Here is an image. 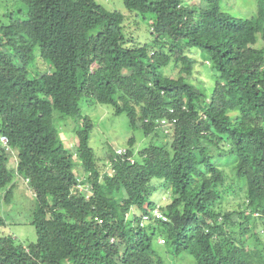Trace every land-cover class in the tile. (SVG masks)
I'll list each match as a JSON object with an SVG mask.
<instances>
[{"label":"trees","instance_id":"1","mask_svg":"<svg viewBox=\"0 0 264 264\" xmlns=\"http://www.w3.org/2000/svg\"><path fill=\"white\" fill-rule=\"evenodd\" d=\"M256 1L255 17L241 19L221 0H122L128 16L95 0H0V136L10 149L0 143V191L6 200L17 180L26 183L36 231L22 244L0 214V264H264V0ZM138 17L149 25L144 44L124 33ZM202 54L214 78L208 93L193 82ZM37 61L48 70L33 71ZM82 100L125 114L149 145L135 152L132 137L124 155L107 146L111 172L103 171ZM68 121L74 150L58 134ZM159 189L165 206L152 201Z\"/></svg>","mask_w":264,"mask_h":264},{"label":"rangeland","instance_id":"2","mask_svg":"<svg viewBox=\"0 0 264 264\" xmlns=\"http://www.w3.org/2000/svg\"><path fill=\"white\" fill-rule=\"evenodd\" d=\"M95 1L107 10L118 11L125 16L131 13L124 8L122 0ZM187 1L194 2V0ZM220 8L224 13L232 17L251 19L256 15L258 4L256 0H221ZM2 12L3 9L0 7V14ZM144 19L145 18H130L128 22H126V20L124 22V33L126 32L130 39L140 44L147 43L150 39L148 32L149 25L148 22L146 23L143 21ZM260 45L261 43L258 41L256 47ZM207 58L206 54L197 57L199 63L195 65L193 74V82L205 87V90L206 87L211 84V80L212 82L214 80L211 74L205 71L208 67ZM48 68V63L37 61L32 67V70L38 71L46 69L47 71ZM162 72L165 74V69H162ZM167 74L174 75V71L168 69ZM206 92L208 93L207 90ZM80 110L83 115L87 116L92 121L93 129L89 136L88 143L93 149L96 159L103 162V171L111 172L107 146H110L115 152L118 150H127L129 147L127 141L133 137L135 140L133 150L136 152L148 146L150 143V137L146 138L140 130L132 128L129 125L125 114L115 116L110 107L87 100H82L80 102ZM72 128L73 124L70 121L61 124L58 128V134L65 146L70 150H74L76 143V139L72 135ZM154 143L159 144L160 141L157 140ZM11 154L13 155V159L9 163V167L13 169L16 164L15 152L12 151ZM229 162L230 160H220L217 164L226 165L229 164ZM99 165H102V163H99ZM152 201L156 202L157 205L165 206L167 204L165 191L162 189L157 190L152 196ZM33 205L34 200L32 199L31 192L25 187L21 180L16 181V186L6 200H3V192L0 191V214L6 224L4 231H6V234L11 235L13 238H16L22 244L26 245L36 241V231L34 227L30 225ZM258 231L263 233L261 228H258Z\"/></svg>","mask_w":264,"mask_h":264},{"label":"built area","instance_id":"3","mask_svg":"<svg viewBox=\"0 0 264 264\" xmlns=\"http://www.w3.org/2000/svg\"><path fill=\"white\" fill-rule=\"evenodd\" d=\"M173 123H174V121H172V122H167V121H165V120L158 121V125H159V126H162V127H167V126H169V125H171V124H173ZM0 143H1L2 147H3L6 151H8V152L10 151L9 146H8V139H7L5 136H0ZM125 152H126L125 149H124V150H118V151L116 152V154H117V155H124ZM129 161H130L131 163L134 162L133 159H130ZM77 189H78L79 191L85 192L86 195H87V197H89V195H90V191L88 190V188H85V187H83V186H81V185H78ZM155 217H156V218H160V219H162L163 221L166 220L165 217H163L161 214H159V213H157V212H155ZM98 223H101V220H98Z\"/></svg>","mask_w":264,"mask_h":264},{"label":"crops","instance_id":"4","mask_svg":"<svg viewBox=\"0 0 264 264\" xmlns=\"http://www.w3.org/2000/svg\"><path fill=\"white\" fill-rule=\"evenodd\" d=\"M22 182H23V184L25 185V187L27 188V186H26V183L22 180Z\"/></svg>","mask_w":264,"mask_h":264}]
</instances>
